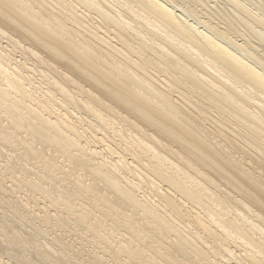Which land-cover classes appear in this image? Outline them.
Returning a JSON list of instances; mask_svg holds the SVG:
<instances>
[{"label":"bare ground","instance_id":"1","mask_svg":"<svg viewBox=\"0 0 264 264\" xmlns=\"http://www.w3.org/2000/svg\"><path fill=\"white\" fill-rule=\"evenodd\" d=\"M0 264H264V0H0Z\"/></svg>","mask_w":264,"mask_h":264}]
</instances>
